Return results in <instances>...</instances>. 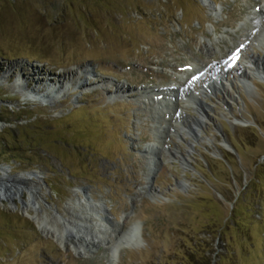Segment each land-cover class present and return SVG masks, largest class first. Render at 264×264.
<instances>
[{
	"label": "rangeland",
	"instance_id": "rangeland-1",
	"mask_svg": "<svg viewBox=\"0 0 264 264\" xmlns=\"http://www.w3.org/2000/svg\"><path fill=\"white\" fill-rule=\"evenodd\" d=\"M263 5L0 0V168L11 178L36 175L24 181L39 191L41 216L59 229L61 217L80 215L79 199L103 201L110 226L125 213L121 230L140 226L138 247H122L113 262L106 246L82 257L23 212L26 189L15 205L0 200V264H264V80L250 78L244 87L238 73L263 62L259 27L245 26ZM230 59L236 65L222 86L201 97L209 120L198 136L162 133L174 121L158 90H179L190 68L225 69ZM79 69L87 70L81 83L68 77ZM20 73L32 74V88L39 78L46 88L69 85L50 103L37 102L16 87ZM210 73L196 76L195 90ZM184 111L178 118L189 126L199 114ZM150 143L157 164L148 175Z\"/></svg>",
	"mask_w": 264,
	"mask_h": 264
},
{
	"label": "bare ground",
	"instance_id": "bare-ground-1",
	"mask_svg": "<svg viewBox=\"0 0 264 264\" xmlns=\"http://www.w3.org/2000/svg\"><path fill=\"white\" fill-rule=\"evenodd\" d=\"M206 5L209 6L213 15H217V10L211 3L208 2L206 3ZM262 15H264V5L262 6V8H260L259 11L254 13L252 18L246 22L245 26L249 27L250 24L254 25L255 27L258 26L259 28H257L256 35L263 37V39L261 40H264V23L260 22V17ZM207 46L209 47V49H212L213 45L209 43ZM235 55L237 54L234 53V57H232V59L235 58ZM262 61H261L262 63H259V62L254 63V66L245 65L240 68V71H238V73L240 75V82H241L240 85L241 86L249 87V83L252 82L250 81V78H253V77H257V78H260L261 80H264L263 78L264 57ZM10 67L14 68L16 67V65H12ZM232 67L233 66L230 63H228V65L226 64L225 69H223L222 64H220L219 67L213 66L212 68H200V67L195 66L194 68H190L189 70L191 71L190 77L186 79L184 87H180L179 90H176L174 88H170L167 91H164L163 89L158 90L159 93L157 94V99L160 100L161 102L162 100L167 101L169 105L168 108L171 109V111H173L171 112V115L173 114L171 117V121L172 122L174 121L173 126L168 125L167 127H161L163 128L162 133L164 134L170 133V134H174L182 138L186 134L191 135L192 134L190 133L191 131L196 136L197 134H195V130H197V127L200 128L202 124L204 125L205 123H208V120H209L208 115L206 114V110H205V108L206 107L208 108L209 106L208 104L202 101L201 97L208 96L216 88L219 89L220 86H222V80L224 79L226 70H230V68ZM209 71L211 72L210 74H212L211 79L207 78L208 80H206L204 85L201 86V89L198 90L197 92H194V87L199 79V78H196V76L200 75L201 72L203 74H206ZM83 74H87L86 69H79L75 72L73 71L68 75V77H71V76L73 77L77 75L78 76L77 81L81 83L83 81L81 78ZM216 75H219V77L215 78L214 76ZM39 76H42L41 71H39ZM31 78H32V74L20 73L16 80V87L21 88L23 90V94L27 98H30L37 102L45 101L47 103H50L51 100H54L55 95L62 93L63 90L67 88L66 86L69 85V83L58 80L56 82L57 85L54 84L55 86L46 88L48 84V80L44 78L40 80L39 78V80L35 81L36 86L32 88L30 87V84H29L30 82H32L30 81ZM122 89L123 87L118 86L116 91H121ZM187 92H189V94H187ZM181 99L184 100V105L179 107ZM170 102H172L173 105ZM170 105L172 107H170ZM187 107H193L194 110L199 114V116H193V117L189 116L191 118L190 120L191 123L189 126L187 125L184 126V123L183 124L181 123V118L180 117L178 118V115L181 117L183 116L185 118L186 113L184 109ZM188 129L190 131H188ZM156 142L157 144H162V141L160 140H157ZM155 145L156 143H150L148 149L146 150L153 157V158L151 157L150 159L151 162L148 166L149 168L148 175H151V172L155 170L154 167L152 166L157 164V160L155 159L156 156L154 154ZM171 150H174L175 153L178 155H182V152L177 148L171 149ZM182 163L183 165H185V167L188 166V161L185 160L184 157H183ZM0 169L2 173V175L0 176V200L7 197L9 200L12 201V204L15 205L14 199L20 198L24 190L28 189L29 198L28 200L26 199V201L24 202L22 201L23 202V212L26 215H28L37 224V226L40 228L41 232L45 236L56 240L61 248H68V249L70 248L74 250L76 254H79V256L84 257V256L90 255L94 251V249H97L98 247L106 246L111 252L110 262H113L117 257H119L122 247H130V246L138 247L136 236H137V232L140 229L139 224L137 225V222H136L132 225L131 228L127 230L120 229L121 224L124 223L127 217L130 216L128 215V213L123 214L121 219L113 227V226H110V224L108 223L109 217L106 214L107 212L106 205L103 201L101 200L92 201L91 199H82V200L79 199L75 203L74 208L76 210L77 209L79 210L78 207L81 208L80 215H77L76 218L75 217H71V218L61 217L59 221L62 225V229H59L58 227H56L50 222L49 215L41 216V212L44 209L39 199L40 198L39 191L36 188L30 185H27L24 181V180H27L32 183L36 175L31 174V177L26 176V177H22L21 179L11 178L10 176L9 177L6 176L5 173L7 172V170L5 168H0ZM80 192L81 190L79 189L77 191V194ZM79 219L81 220V222L78 221ZM89 222H91L92 224L91 230H94V234H95L94 237H91V233L89 232V227L87 225ZM119 229H120L119 234H118L119 236L116 237V233Z\"/></svg>",
	"mask_w": 264,
	"mask_h": 264
},
{
	"label": "trees",
	"instance_id": "trees-1",
	"mask_svg": "<svg viewBox=\"0 0 264 264\" xmlns=\"http://www.w3.org/2000/svg\"><path fill=\"white\" fill-rule=\"evenodd\" d=\"M207 264H211V262H208Z\"/></svg>",
	"mask_w": 264,
	"mask_h": 264
}]
</instances>
